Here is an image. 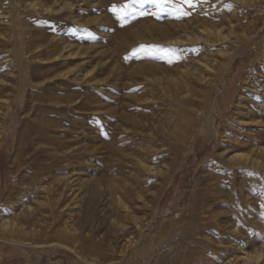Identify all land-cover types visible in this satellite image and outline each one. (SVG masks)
Segmentation results:
<instances>
[{
  "label": "rangeland",
  "instance_id": "1",
  "mask_svg": "<svg viewBox=\"0 0 264 264\" xmlns=\"http://www.w3.org/2000/svg\"><path fill=\"white\" fill-rule=\"evenodd\" d=\"M127 2L0 0V264H264V0Z\"/></svg>",
  "mask_w": 264,
  "mask_h": 264
},
{
  "label": "snow or ice",
  "instance_id": "2",
  "mask_svg": "<svg viewBox=\"0 0 264 264\" xmlns=\"http://www.w3.org/2000/svg\"><path fill=\"white\" fill-rule=\"evenodd\" d=\"M201 2V0H179V3L176 5V8H181L182 5H187L190 8L196 7L197 3ZM172 3V0H128L125 4L116 5L113 4L112 7L109 9L116 18L121 21V23L127 22V17H131L133 19L139 17V16H145V15H158L159 13H163L166 11H170V9L167 7L169 4ZM139 4L141 8L145 4H150L155 6L157 9L154 13H149L145 11H138L133 5ZM190 15L187 11H180L178 15L175 16V18L179 19L182 16ZM141 48L143 49L144 46L142 45ZM171 58H169V63H171Z\"/></svg>",
  "mask_w": 264,
  "mask_h": 264
},
{
  "label": "bare ground",
  "instance_id": "3",
  "mask_svg": "<svg viewBox=\"0 0 264 264\" xmlns=\"http://www.w3.org/2000/svg\"><path fill=\"white\" fill-rule=\"evenodd\" d=\"M261 255L260 254H258V257H260ZM250 257H252V256H250ZM256 258V257H255ZM250 260V259H249ZM253 260V259H252ZM252 260H250V261H252ZM255 260V259H254Z\"/></svg>",
  "mask_w": 264,
  "mask_h": 264
}]
</instances>
